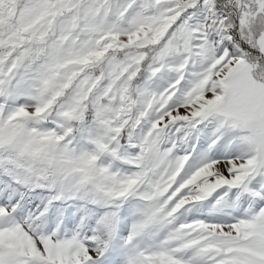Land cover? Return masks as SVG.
Segmentation results:
<instances>
[{"label":"snow or ice","instance_id":"1","mask_svg":"<svg viewBox=\"0 0 264 264\" xmlns=\"http://www.w3.org/2000/svg\"><path fill=\"white\" fill-rule=\"evenodd\" d=\"M0 264H264V0H0Z\"/></svg>","mask_w":264,"mask_h":264}]
</instances>
